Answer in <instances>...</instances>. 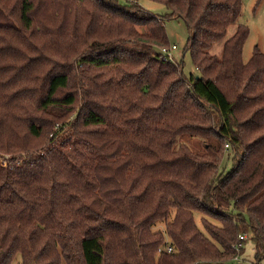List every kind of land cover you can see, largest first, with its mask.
<instances>
[{
  "label": "trees",
  "instance_id": "16d2710c",
  "mask_svg": "<svg viewBox=\"0 0 264 264\" xmlns=\"http://www.w3.org/2000/svg\"><path fill=\"white\" fill-rule=\"evenodd\" d=\"M150 1L198 76L138 2L0 0V264H223L243 233L261 260L264 53L240 0Z\"/></svg>",
  "mask_w": 264,
  "mask_h": 264
},
{
  "label": "rangeland",
  "instance_id": "374dc122",
  "mask_svg": "<svg viewBox=\"0 0 264 264\" xmlns=\"http://www.w3.org/2000/svg\"><path fill=\"white\" fill-rule=\"evenodd\" d=\"M130 2H138L142 8L147 10L151 15L159 16L164 19L166 39L169 46L176 45L177 49L172 52V62L176 64H181L183 66V75L186 78L190 76H198V71L194 68L190 53L186 50L188 43L189 32L181 18L169 17V10L163 5L150 0H129ZM242 4L241 16L238 19V22L242 25H245L249 31L248 37L243 46L242 58L244 62H247L254 51V48H258L261 52L264 53V0H240ZM236 25H231L226 33V36L217 41L210 49L209 53L221 57V49L224 40L229 37L235 30ZM167 43L165 45H168ZM159 47H157L158 49ZM187 144L190 147L197 142L196 139H186ZM189 140H191L189 142ZM45 140L39 139L33 143L39 144L44 143ZM6 160H9V156H5ZM232 166V159H226L223 162V172L228 173ZM173 213L171 214L172 217ZM196 225L202 229V220L199 215L195 216ZM264 223V222H263ZM163 225H157L154 230H162ZM244 234V233H243ZM264 256V253H263ZM228 262L223 264H238L228 258ZM241 264H256V244L252 240L251 235H246V240L244 241L243 252L240 255ZM264 264V258L260 260ZM18 264V262H15ZM202 264H218V263H202Z\"/></svg>",
  "mask_w": 264,
  "mask_h": 264
},
{
  "label": "built area",
  "instance_id": "2783aa9c",
  "mask_svg": "<svg viewBox=\"0 0 264 264\" xmlns=\"http://www.w3.org/2000/svg\"><path fill=\"white\" fill-rule=\"evenodd\" d=\"M177 49L176 45L167 46V47H161L159 49V53L164 61L172 62V52H174ZM173 63V62H172ZM225 153L228 157H231L233 155V151L231 149V146L229 143H225L224 145ZM5 165V163H3ZM246 240V234H241L238 236L237 242L232 246L233 250L236 252V255L233 257V261L239 260V254L240 250L243 247V243ZM165 252L168 254H171L173 252L172 247H166L164 249H159L158 253Z\"/></svg>",
  "mask_w": 264,
  "mask_h": 264
},
{
  "label": "crops",
  "instance_id": "0c3cea01",
  "mask_svg": "<svg viewBox=\"0 0 264 264\" xmlns=\"http://www.w3.org/2000/svg\"><path fill=\"white\" fill-rule=\"evenodd\" d=\"M243 246H244V243H243ZM242 252H243V247H242V250L240 251V254H239V260L238 261H233V262H235V263H238V264H241L242 263V261H240V255L242 254ZM264 258V256L262 255V258H261V260ZM259 263H261L260 261H259Z\"/></svg>",
  "mask_w": 264,
  "mask_h": 264
}]
</instances>
